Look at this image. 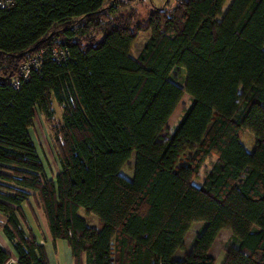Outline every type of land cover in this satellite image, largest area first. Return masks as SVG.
I'll use <instances>...</instances> for the list:
<instances>
[{
  "label": "trees",
  "instance_id": "16d2710c",
  "mask_svg": "<svg viewBox=\"0 0 264 264\" xmlns=\"http://www.w3.org/2000/svg\"><path fill=\"white\" fill-rule=\"evenodd\" d=\"M226 1L178 0L135 22L134 10L120 15L124 0H0V230L19 264H51L25 228L31 197L76 264H217L210 249L223 229L232 236L222 264H264V0H233L224 12ZM38 52L42 67L16 88ZM36 111L53 130L52 178L29 131ZM10 260L0 245V264Z\"/></svg>",
  "mask_w": 264,
  "mask_h": 264
},
{
  "label": "rangeland",
  "instance_id": "374dc122",
  "mask_svg": "<svg viewBox=\"0 0 264 264\" xmlns=\"http://www.w3.org/2000/svg\"><path fill=\"white\" fill-rule=\"evenodd\" d=\"M120 6V15L123 12H126L124 14H127L129 11H135V22H141L147 19L150 11L154 9V7H164L167 6L169 8H173L178 0H124ZM233 0H227L226 3L223 6L224 12L229 8ZM221 16H219L220 18ZM151 35L150 31L141 32L136 41L134 42L132 49H131V55L135 58L139 56L142 49L144 48L145 44L147 43L149 37ZM101 35L98 36L100 38ZM173 75L175 76V79L183 84L185 79V74L182 71L174 70ZM189 103V96L185 95L184 98L181 100L180 104L178 105L175 113L171 117L168 123V128L174 129L175 126L178 124L179 120L181 119L183 115V107ZM56 107V119L57 121H60L61 117V109L57 106V104H54ZM30 135L36 145V148L38 150V153L40 154V157L44 163L46 173L49 177H55L57 173L60 170L59 161L56 155V151L53 144V130L51 124H49L48 120L39 112L36 111V117L34 120L33 126L30 128ZM242 140L248 149V151L253 152L256 145V137L255 135L250 131H244L242 134ZM135 165V153H133L131 159L126 163V165L122 169L123 175L132 178L133 175V168ZM211 167L210 163H207L204 167V172L206 169H209ZM204 176V174H203ZM26 212L28 213L29 222L26 218L25 228H28L30 230V225L32 224L34 230L37 232L36 237L38 238L39 242L45 241V236L47 233H45L46 228V221L44 215L39 211L36 214L33 215L30 214L29 210V204L28 206H25ZM31 209V208H30ZM32 211V209H31ZM80 214L87 218L88 223L90 225H98L99 220L94 214H86L83 209L80 210ZM30 223V225H29ZM33 232V230H32ZM229 238V233H223L220 236V239L218 241L217 247L215 249L216 254H222L223 247L226 244L225 241ZM231 239V237H230ZM8 253L11 256L10 261H18L15 252L13 249H10ZM223 257L218 260V264H220L223 261Z\"/></svg>",
  "mask_w": 264,
  "mask_h": 264
},
{
  "label": "crops",
  "instance_id": "0c3cea01",
  "mask_svg": "<svg viewBox=\"0 0 264 264\" xmlns=\"http://www.w3.org/2000/svg\"><path fill=\"white\" fill-rule=\"evenodd\" d=\"M127 178H129V177H127ZM132 178H133V175H132ZM132 178H129V179H132ZM28 204H29V210L31 212L30 214L33 215L34 213L36 214L39 211L43 214L41 207L38 206L37 198L31 197L28 202H26L22 205L24 215L27 218L28 222H29L28 213L26 212V209H25V206L26 205L28 206ZM30 208L32 209V211ZM2 215L3 214L0 212V217ZM45 221H46V228H47V231L45 230V233H47V234H46L44 239H46V242L43 241V243L42 242H40V243L45 246L46 252H47L49 260H50V263L51 264H76L74 261V258H73L71 248L68 245L67 241H65V240H54L51 236L46 218H45ZM29 225H30V223H29ZM202 225L203 224L201 222H196L191 226L190 230L188 231V233L186 234V237H185L186 247H189L192 244V242H193L195 236L197 235L198 231L202 228ZM30 227L33 230V233L35 235H37V232L34 230L32 224L30 225ZM223 233H229V238L225 241V243H227L230 240V237L232 236L231 230L223 229L219 233L216 241L214 242V244L212 245V247L210 249V254L216 258L217 264H218V260L221 259V257L224 258V251L222 252V254H218V253L216 254V251H215L217 244H218V241L220 239V236ZM0 245L2 247H4L7 250V252L10 251V249H13L10 241L8 240V238L6 237V235L4 234V232L2 230H0ZM183 254H184L183 251H178L176 255L178 258H180L183 256ZM223 261H224V259H223ZM223 261L220 264H222ZM79 264H86L85 259H83Z\"/></svg>",
  "mask_w": 264,
  "mask_h": 264
},
{
  "label": "built area",
  "instance_id": "2783aa9c",
  "mask_svg": "<svg viewBox=\"0 0 264 264\" xmlns=\"http://www.w3.org/2000/svg\"><path fill=\"white\" fill-rule=\"evenodd\" d=\"M66 56V51L62 49H56L54 51V57L60 61ZM43 52H38L37 54L30 57L25 63H23L18 74L12 78V84L18 88L21 85L22 80L30 77V73L34 68L42 67Z\"/></svg>",
  "mask_w": 264,
  "mask_h": 264
},
{
  "label": "water",
  "instance_id": "95a60500",
  "mask_svg": "<svg viewBox=\"0 0 264 264\" xmlns=\"http://www.w3.org/2000/svg\"><path fill=\"white\" fill-rule=\"evenodd\" d=\"M8 264H19L18 261H10Z\"/></svg>",
  "mask_w": 264,
  "mask_h": 264
}]
</instances>
